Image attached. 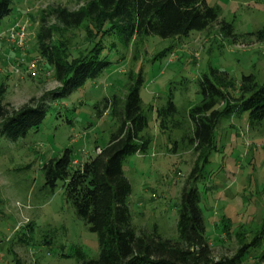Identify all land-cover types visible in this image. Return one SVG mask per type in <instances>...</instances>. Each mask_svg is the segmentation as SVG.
I'll list each match as a JSON object with an SVG mask.
<instances>
[{
	"label": "rangeland",
	"instance_id": "374dc122",
	"mask_svg": "<svg viewBox=\"0 0 264 264\" xmlns=\"http://www.w3.org/2000/svg\"><path fill=\"white\" fill-rule=\"evenodd\" d=\"M88 1L13 0L12 13L0 26V104L9 111L26 104L46 110L38 130L25 138L11 142L0 135V264H78L80 255L98 257L96 235L75 216L60 184L54 192L44 187L43 166L69 149L71 168H77L107 145L117 123L109 111L98 118L97 110L104 99H124L130 78H143L140 97L148 118L143 135L149 142L145 153L123 162L132 188V224L139 234L155 228L169 240L177 239L182 187L201 164V153L190 142V116L201 101L198 80L209 75L220 84L225 100L216 110L221 112L236 105L253 84H264V43L247 37L264 28L263 1L205 0L219 8L220 22L233 25L237 42L214 24L175 39H133L127 46L104 19L68 30L49 15L55 7L78 11ZM41 26L51 29L49 46L68 63L83 60L96 45L104 49L109 69L68 97L53 100L61 84L40 53ZM12 29L24 34L22 50L8 42ZM170 97L177 115L157 119L156 111ZM196 186L213 257H232L243 242L251 245L257 238L243 262L264 264L259 260L264 256V122L251 126L244 114L221 119Z\"/></svg>",
	"mask_w": 264,
	"mask_h": 264
},
{
	"label": "trees",
	"instance_id": "16d2710c",
	"mask_svg": "<svg viewBox=\"0 0 264 264\" xmlns=\"http://www.w3.org/2000/svg\"><path fill=\"white\" fill-rule=\"evenodd\" d=\"M12 1L0 0V26L12 13ZM49 15L68 30L80 28L87 20L104 19L108 29L126 46L133 39L152 36L165 40L203 32L214 24H218L226 39L238 41L233 25L220 22L219 8L205 0H89L78 11L55 7ZM247 37L264 43V28ZM37 39L40 53L45 55L54 69L56 81L61 84L60 92L54 95L53 100L68 97L87 81L99 78L111 65L108 58L102 56L104 49L100 47L97 50L96 45L83 60L68 63L49 46L52 33L45 26H41ZM243 82L252 83L249 78H244ZM142 84L141 76L135 81L130 78L124 99L113 96L110 100H103L97 117L109 111L117 128L95 157L71 168V151L66 149L60 157L50 159L43 166L44 187L54 192L60 184L75 216L97 237L98 257L89 260L80 255L78 264H245L248 249L255 246L258 239L251 245L243 242L232 257L215 259L205 237L200 207L202 196L196 183L200 171L209 164L214 150L215 129L221 119L244 114L251 126L264 122V84H253L236 105L221 112L216 110L225 100L220 84L209 75L198 80L201 101L190 116L194 125L190 142L194 150L201 153V164L192 168L181 190L176 240L161 238L155 228L149 234H139L132 224L129 204L132 188L123 173V162L127 157L145 153L149 146L143 135L148 128V118L140 97ZM176 115L177 108L171 97L164 107L156 111L157 119ZM45 116L46 110L41 105L26 104L9 111L0 104V135L16 142L30 131L38 130ZM259 260L264 261V256Z\"/></svg>",
	"mask_w": 264,
	"mask_h": 264
},
{
	"label": "built area",
	"instance_id": "2783aa9c",
	"mask_svg": "<svg viewBox=\"0 0 264 264\" xmlns=\"http://www.w3.org/2000/svg\"><path fill=\"white\" fill-rule=\"evenodd\" d=\"M20 29L21 28H18V30H20ZM14 30L13 29L11 30V34H10V37L8 39V42L15 49L22 50L25 47V44H26V42L24 41V34L23 33L19 34L18 32L15 33ZM31 68H33L32 64H31L29 69H31ZM33 75H34V73H33Z\"/></svg>",
	"mask_w": 264,
	"mask_h": 264
}]
</instances>
